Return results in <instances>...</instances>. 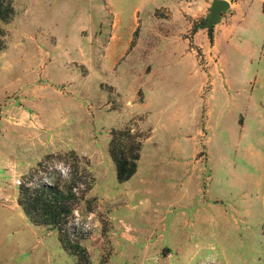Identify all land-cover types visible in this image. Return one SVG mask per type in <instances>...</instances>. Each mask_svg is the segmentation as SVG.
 Instances as JSON below:
<instances>
[{"label": "rangeland", "instance_id": "1", "mask_svg": "<svg viewBox=\"0 0 264 264\" xmlns=\"http://www.w3.org/2000/svg\"><path fill=\"white\" fill-rule=\"evenodd\" d=\"M181 1L136 27L141 0H0V208L76 194L49 245L0 226V264H264V0H228L215 44L213 0ZM116 131L142 144L125 183Z\"/></svg>", "mask_w": 264, "mask_h": 264}, {"label": "trees", "instance_id": "2", "mask_svg": "<svg viewBox=\"0 0 264 264\" xmlns=\"http://www.w3.org/2000/svg\"><path fill=\"white\" fill-rule=\"evenodd\" d=\"M12 9L4 8L0 4V20L9 21ZM210 33V32H209ZM212 37V33H210ZM129 133L116 131L112 133L110 154L116 167L117 179L120 183L129 181L137 172L141 142L126 144ZM72 187L57 183H41L35 187L24 183L19 187L18 204L29 221L36 226H45L53 230L62 231L68 223V217L73 208L69 201L75 199ZM65 250L79 257L80 262L87 261L86 250L69 238H61Z\"/></svg>", "mask_w": 264, "mask_h": 264}, {"label": "crops", "instance_id": "3", "mask_svg": "<svg viewBox=\"0 0 264 264\" xmlns=\"http://www.w3.org/2000/svg\"><path fill=\"white\" fill-rule=\"evenodd\" d=\"M181 3H182L181 0H143V1L141 0L140 4L136 6L135 12H134L136 27L140 26V20L143 18L144 15L154 16L155 11L157 9H166L168 11L171 10L173 17L177 21L178 20L180 21L181 19L180 12L182 11V9H185L184 4H181ZM188 4H189L188 9L192 8L191 3H188ZM123 9H124V6L121 7V10ZM176 11H178L179 13H177ZM115 14L116 13L114 12V15ZM135 31L136 30L134 29L132 33H134ZM225 34L226 33H223L222 31H220L216 26L215 30L212 33L213 43L215 44L216 42H218L222 37L225 36ZM17 205L18 207H13V208H2V207L0 208V212H1L0 215H2V218H0V226L9 227V226L14 225V222H18L15 228H17L20 224V228L19 229L17 228V229L22 235L21 238L20 237L18 238L19 242L20 241L24 242V240L28 238V236H34L39 240L42 238H46V243L47 245H49V243L47 242L48 235L47 234L40 235L39 233L41 227L43 226H36L33 223H31L29 219L27 218V216L23 213L21 207L18 204V201H17Z\"/></svg>", "mask_w": 264, "mask_h": 264}, {"label": "water", "instance_id": "4", "mask_svg": "<svg viewBox=\"0 0 264 264\" xmlns=\"http://www.w3.org/2000/svg\"><path fill=\"white\" fill-rule=\"evenodd\" d=\"M230 9L231 3L228 0H213L206 22L201 27L213 33L215 25L221 22L222 16L227 14Z\"/></svg>", "mask_w": 264, "mask_h": 264}]
</instances>
